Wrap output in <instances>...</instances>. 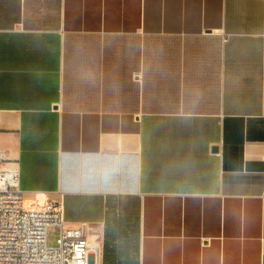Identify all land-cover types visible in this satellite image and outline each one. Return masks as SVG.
<instances>
[{
	"label": "crops",
	"instance_id": "0c3cea01",
	"mask_svg": "<svg viewBox=\"0 0 264 264\" xmlns=\"http://www.w3.org/2000/svg\"><path fill=\"white\" fill-rule=\"evenodd\" d=\"M0 152L100 264H264V0H0Z\"/></svg>",
	"mask_w": 264,
	"mask_h": 264
},
{
	"label": "built area",
	"instance_id": "2783aa9c",
	"mask_svg": "<svg viewBox=\"0 0 264 264\" xmlns=\"http://www.w3.org/2000/svg\"><path fill=\"white\" fill-rule=\"evenodd\" d=\"M11 163L0 152V264H100L101 244L91 229L67 227L60 203H27ZM51 232L58 233L55 246L49 245Z\"/></svg>",
	"mask_w": 264,
	"mask_h": 264
},
{
	"label": "rangeland",
	"instance_id": "374dc122",
	"mask_svg": "<svg viewBox=\"0 0 264 264\" xmlns=\"http://www.w3.org/2000/svg\"><path fill=\"white\" fill-rule=\"evenodd\" d=\"M57 237H58V233H53V232L50 233L49 235V245L50 246L56 245Z\"/></svg>",
	"mask_w": 264,
	"mask_h": 264
}]
</instances>
